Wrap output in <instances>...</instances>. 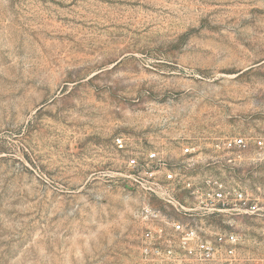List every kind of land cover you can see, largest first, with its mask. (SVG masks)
<instances>
[{
	"label": "rangeland",
	"instance_id": "rangeland-1",
	"mask_svg": "<svg viewBox=\"0 0 264 264\" xmlns=\"http://www.w3.org/2000/svg\"><path fill=\"white\" fill-rule=\"evenodd\" d=\"M117 137L258 198L212 228L264 264V0H0V264H143Z\"/></svg>",
	"mask_w": 264,
	"mask_h": 264
},
{
	"label": "built area",
	"instance_id": "built-area-1",
	"mask_svg": "<svg viewBox=\"0 0 264 264\" xmlns=\"http://www.w3.org/2000/svg\"><path fill=\"white\" fill-rule=\"evenodd\" d=\"M117 151L126 153L119 175L128 188L139 192L143 203L137 218L141 225L140 255L143 264H239L242 241L235 232L213 230L214 220L252 216L262 212L259 199L248 190L225 180L192 176L207 160L196 147L182 150L172 161L160 149H130L124 137L114 140ZM258 146L263 142L258 141ZM249 143L244 138L225 140L215 149L231 166L241 162ZM186 193L193 203L181 198Z\"/></svg>",
	"mask_w": 264,
	"mask_h": 264
}]
</instances>
